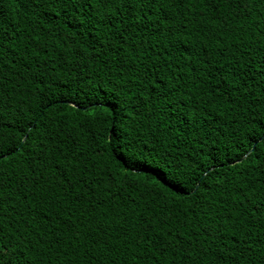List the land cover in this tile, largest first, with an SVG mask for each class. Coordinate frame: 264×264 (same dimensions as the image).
I'll return each mask as SVG.
<instances>
[{
  "label": "trees",
  "instance_id": "obj_1",
  "mask_svg": "<svg viewBox=\"0 0 264 264\" xmlns=\"http://www.w3.org/2000/svg\"><path fill=\"white\" fill-rule=\"evenodd\" d=\"M262 125L264 0H0V264H264Z\"/></svg>",
  "mask_w": 264,
  "mask_h": 264
},
{
  "label": "snow or ice",
  "instance_id": "obj_2",
  "mask_svg": "<svg viewBox=\"0 0 264 264\" xmlns=\"http://www.w3.org/2000/svg\"><path fill=\"white\" fill-rule=\"evenodd\" d=\"M110 2H111V0H110ZM124 70L127 71V66H124ZM262 127H264V125H262ZM113 134H114V136L116 135L115 132ZM116 138L119 139L120 137L116 136ZM256 143H264V135L258 137L257 140H256ZM126 147H129V148L132 147L131 142L128 145H126ZM117 150L119 151V149H117ZM3 159H6V156L3 155L2 149H0V160H3ZM123 164H124L125 167H128V168H130L132 170H135V165H136V161L135 160L125 159L123 161ZM161 180H162V186H163V185L168 183L169 177L164 176V177L161 178Z\"/></svg>",
  "mask_w": 264,
  "mask_h": 264
}]
</instances>
